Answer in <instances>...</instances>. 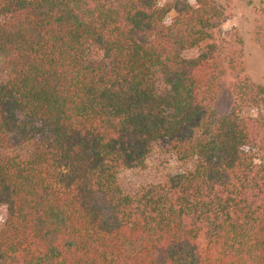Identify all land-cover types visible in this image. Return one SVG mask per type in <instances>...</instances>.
<instances>
[{"label":"trees","instance_id":"obj_1","mask_svg":"<svg viewBox=\"0 0 264 264\" xmlns=\"http://www.w3.org/2000/svg\"><path fill=\"white\" fill-rule=\"evenodd\" d=\"M223 19L208 0H0V264H264V87ZM155 151L182 169L121 180Z\"/></svg>","mask_w":264,"mask_h":264},{"label":"rangeland","instance_id":"obj_2","mask_svg":"<svg viewBox=\"0 0 264 264\" xmlns=\"http://www.w3.org/2000/svg\"><path fill=\"white\" fill-rule=\"evenodd\" d=\"M223 12V21L217 30L220 40H240L242 67L253 83L264 87V51L254 40V26L259 15L264 12V0H208ZM163 5H171L172 0H160ZM170 12L166 19L171 20ZM233 95L229 89H224L216 102L215 111L218 116L226 115L233 103ZM261 114L264 115V105ZM145 171H125L121 175L124 182L145 184L161 181L169 173L182 169L173 155L155 151L148 159Z\"/></svg>","mask_w":264,"mask_h":264}]
</instances>
